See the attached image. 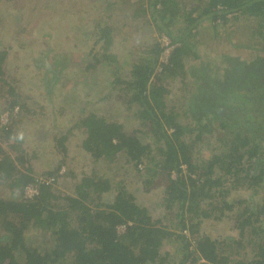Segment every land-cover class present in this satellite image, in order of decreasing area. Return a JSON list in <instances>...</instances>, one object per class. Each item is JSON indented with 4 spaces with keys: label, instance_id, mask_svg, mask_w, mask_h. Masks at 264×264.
Returning <instances> with one entry per match:
<instances>
[{
    "label": "trees",
    "instance_id": "16d2710c",
    "mask_svg": "<svg viewBox=\"0 0 264 264\" xmlns=\"http://www.w3.org/2000/svg\"><path fill=\"white\" fill-rule=\"evenodd\" d=\"M46 1L22 0L20 7L16 6L23 9L33 2L35 16H27L32 22L40 10H47L52 17L63 11L64 0ZM122 1L119 6L128 12L126 23L138 28L151 25L158 33L169 34L178 45L166 62L160 60V41L151 50H139L130 61L118 60L109 52L115 35L109 17L116 7L113 0L92 5L80 0L82 6L70 8L74 15L70 18H81L64 29L72 35L66 51L54 38L55 25L42 19L47 29L40 24L41 35H36L37 41L45 43L37 65L50 73L45 80L48 97L54 100L60 85L59 93L79 101L73 89L84 76L80 58L87 41L93 39L102 42L103 51L95 53L86 69L100 72L106 64L110 75L87 83L101 89L106 84L108 91L101 93L102 99L111 100L115 95L142 120L139 128L131 130L103 111L81 116L67 129L61 127L55 141L61 158L52 167L36 169L20 135L16 142L8 143L14 134L13 117L32 108L23 101L17 86L6 79L3 63L9 52L0 51V90L7 89L3 93L7 103L1 112L19 107L9 125L0 129V264H166L173 253L163 251L166 241L182 246L180 264H199L201 257L212 264H264V56L242 59L223 54L225 72L211 71L209 61L203 60L210 86L200 82L194 89L186 103L192 117L186 122L163 102L169 91L168 79L184 73L188 60L203 57L198 49L204 21L212 22L216 32L221 23L246 19L252 24L253 37L236 46L264 50V0H196L194 6L188 3L182 10L178 0ZM22 9L16 17L24 15ZM90 11L97 14L88 18ZM179 20L185 23L174 31L171 25ZM60 52L66 53L63 61L58 58ZM75 128L85 132L79 144L94 162L110 166L123 159L138 175H150L145 178L147 185L160 176L164 182L163 215L154 218L124 178L107 176L98 167L76 180L74 193L61 190V177L76 179L68 166V143ZM213 140L220 150L206 155L204 142ZM29 184L38 186L32 197L25 195ZM108 193L112 197H105ZM209 221H225L232 232L214 236ZM121 225L126 228L122 230Z\"/></svg>",
    "mask_w": 264,
    "mask_h": 264
},
{
    "label": "rangeland",
    "instance_id": "374dc122",
    "mask_svg": "<svg viewBox=\"0 0 264 264\" xmlns=\"http://www.w3.org/2000/svg\"><path fill=\"white\" fill-rule=\"evenodd\" d=\"M21 1L22 0H0V51L8 49L9 52L3 63L6 79L15 84L17 86V90L21 92V94H24L22 92V90H24V92L31 93L37 99V103L34 104L35 111L25 113L24 117L26 121L24 120L19 122L18 129L20 132L26 134V147L23 144V148L26 149L30 162L33 163L35 161V168L41 170L40 168L42 167L37 165L35 159H31L29 152L36 148L42 154V161L50 160L52 161V164L55 162L57 163L59 158H61V153L57 150L55 141L63 131L61 127H65V129H67L69 126L73 125L74 121L81 115L86 114V112L83 111L84 108L82 107L83 102L81 99H79V101H71L66 94L62 92L59 93L61 90L60 85L57 90V94L59 93V95L55 94L53 96L54 100H51L48 97L46 93L45 80L47 75L50 73H46L43 65H37V62L42 58L41 48L44 47L45 43L41 42V40L37 41L36 35H41L39 26L40 24L42 26L44 25V21H42V19H50L48 25H55L53 28V34L56 42L60 44L64 51L68 50L70 48L69 44L72 43L70 39V36L72 35L70 31L64 32V29H66L67 24H71V22L76 24L77 20L81 18H70V16H74L71 14L70 8L77 10L80 3H78V0H64L63 11L58 16L52 17L50 12L43 9L40 10V12L34 18L35 20L32 22V20L27 19V16H35V13L31 11V7L34 4L33 2L47 3V1L33 0L31 3H27V7L23 9L19 8ZM178 1H180L179 5L181 6V10L184 9L185 5L188 3L190 6H194V4H196V0ZM85 2H88L90 5H92V2L86 0ZM122 3L123 1L121 0L120 4ZM16 4H18L19 7L16 6ZM83 7L85 8L90 6L83 5ZM20 9L25 10V12H23L24 15L22 17L18 18L15 16V14L19 12ZM64 9H66V11H64ZM91 12L92 11H90V13L87 15L88 18L97 14L94 12L91 14ZM112 13L113 12L111 10L109 12V17L114 22V25L116 24L115 29L121 30V32L117 35V40H119V42L115 44V47L117 50H119L118 55L120 59L124 60L127 57V44L129 45L130 43L128 42H132L134 39L132 35H128L126 32L127 28L123 26V24H126L125 16H127L128 12H125L124 10H115L114 14ZM209 22L210 21H204L202 23V26L205 27V29L200 35V40L202 42L200 46V52L205 56L209 55L211 57L210 60L215 62L217 66H226V60L223 54L238 56L242 59H257L259 56H264V50H253L246 45L236 46L237 43L239 44L249 42V40L253 37H251L250 30L252 29V24H248L246 19H238L236 21L233 19L229 20V22L226 24L221 23L218 25L216 32H214L212 22ZM85 23L86 26H91V23ZM184 23V20L176 21L171 25V28L176 31L177 28L180 25L182 26ZM45 24L47 23L45 22ZM43 27H46L47 29V26ZM82 27L83 26L80 28ZM122 38L128 40L125 41V43H122ZM142 40L144 39L141 38V41ZM146 40H148V38H145V41ZM91 44L92 42H89V45ZM64 55L66 56L65 52H60L58 58L63 61ZM104 67L106 66H103V69L101 68L100 77H106L110 75V68L106 67V69H104ZM215 70L217 71L218 69ZM27 89L29 91H26ZM67 89L68 87H66V90ZM5 92L0 90V110L7 103L5 101L7 98H4L3 96V93ZM73 92L75 93V97L80 98L85 92V89L80 83L77 89H73ZM112 103L113 105L109 104L110 106L104 107H100L98 105V108L99 110L106 112L109 116L112 113L115 118L122 121H127L128 117L124 112L125 109L122 107V104L117 101ZM179 108L180 111L184 112L185 107H178V109ZM125 125L127 128L130 126L131 130L140 127V124H131L128 121L125 122ZM64 132L66 131L64 130ZM37 134L39 136L38 140L36 139ZM39 134H42V139L40 138ZM43 134L45 137H43ZM84 137L85 132L75 128L73 133H71L69 139L70 141L68 143V166H71V168L74 167V171L78 176L76 179H74V182H76L78 178L80 179L83 173L91 172L93 168L91 162L92 158L89 156V153H87L79 144ZM149 139L150 138H148V140ZM38 142H40L39 147L37 146ZM204 144H207L205 145L204 149V153L206 155H210L213 150L217 152L220 150L215 140H213L212 143L204 142ZM215 147L218 148L216 149ZM12 152L14 151L12 150ZM184 165L186 166L185 162L182 164V168ZM98 169L100 171H104L105 174L111 176L112 178H116L117 180L124 178L126 180L127 187L134 192L138 201L150 202L154 207L157 202H160L163 199L164 182L160 176L156 177L152 183L147 185L145 178L150 177V175H138V172L131 170L128 163L124 162L123 159L112 162L110 166L106 165V163L99 164ZM64 182L66 183V181ZM68 184L72 185L71 181H69ZM107 196L109 197L110 193H108ZM155 208L158 213L161 211L162 206H156ZM207 225L208 228H211V232L214 236H219L222 233L226 235L227 233L232 232L229 230V227L225 221L218 223L209 221ZM166 244L167 243L163 245V250H168V245Z\"/></svg>",
    "mask_w": 264,
    "mask_h": 264
},
{
    "label": "crops",
    "instance_id": "0c3cea01",
    "mask_svg": "<svg viewBox=\"0 0 264 264\" xmlns=\"http://www.w3.org/2000/svg\"><path fill=\"white\" fill-rule=\"evenodd\" d=\"M78 1H80V0H78ZM86 1L96 3L99 0H86ZM120 1L121 0H113V3H115L116 7H114V8L112 7L111 10H124L126 12V9H123L122 7L119 6V5H121ZM128 1L135 2V0H128ZM148 15L151 16L150 14H148ZM111 25L116 26V24L114 25L113 21L111 22ZM123 26L125 28H127L126 32L128 33V35H132L134 38L132 42H130V41L128 42V43H130L129 45L127 44V52H126L127 57L126 58H128L129 61L136 57V53L139 50L142 52L146 49L151 50V48L154 46V44L159 41V33L151 25H148V26L143 25L142 27L138 28L134 25V23L128 22L126 24H123ZM114 30H115L114 42L111 45L109 52L114 53L119 60L120 59V57L118 55L119 50L116 49L115 44L117 42H119V40H117V35L121 32V30H119V29H114ZM141 38L144 40L141 41ZM145 38H148V40L145 41ZM199 39H200V36H199ZM127 40L122 38L121 42L125 43V41H127ZM89 42H92V44L89 45ZM85 46H86L85 47L86 52H84L80 58L82 60V62L84 63V68L82 70L84 76L81 78V86L84 87L85 92L79 98L83 102L82 103V107L84 108L83 111H85L86 114H88L91 111L100 112L101 110H99L98 105L100 107H104V106H107L106 105L107 101L110 105H113L112 102L117 101V102L121 103L122 107L125 109L124 112L126 113V115L128 117L127 121L131 124H133V123L134 124L135 123L140 124V122H142V120L139 118V116L136 115V113L134 112V109L126 107V105L122 99H117L116 96H114V95L111 96L112 97L111 100H103L102 99L101 93H104V91H108V86H106V84L104 85V88H102V89L99 88L98 86L95 87L94 85H90V82L93 78H96V80L98 82V77H100V75H101V70H100V72H98V69L87 70L86 65H87V63H89L90 60L94 61L93 56L95 55V53H100V54L102 53L103 45H102V42H95L94 43L93 39H89L87 41V43L85 44ZM200 46H201V44H199V49H198L199 52H200ZM90 51H91V54H88ZM200 54L203 57H201L199 59H191V60H188L186 62L184 69H183L184 73L178 74L176 77L174 76V77H171L168 79L169 80V91L163 97V102H164L165 106L168 108L175 109V112L177 113L178 119L183 121V122L188 121L192 117L191 114L189 112H187L186 107L188 106L187 105L188 101L191 99L190 97L192 96L194 89L198 86V84L200 82H207V84L210 86V84L208 83L207 76L203 73V70H204V69H202V68H204L203 60L209 61L210 65L208 67L211 71L218 69L219 71L225 72V70H226L225 67L217 66V64H215V62H212L210 60L211 57L209 55L205 56L201 52H200ZM103 66H106V64L102 65V67ZM102 78L104 79V77H102ZM87 81H90V82L87 83ZM28 89L26 91H29ZM22 92L24 94H21V92H19V94L21 95L23 101L26 102L27 105L32 108V111H35L34 104L37 103V99L31 93L24 92V90H22ZM106 98L107 97H104V99H106ZM49 101H51V100H49ZM110 101H112V102H110ZM178 107H181V108L185 107L184 112L180 111V108L178 109ZM0 113H1V110H0ZM25 113H29V112H23V113H20L17 116L13 117L14 125L12 127L14 130V134H13V137H11L12 139L8 142L9 144L16 142V140H17L16 135H20L21 138L23 139L22 144H24V146L26 147V144H25V140L27 139L26 134H24L23 132H20V130L18 129L19 122H22L25 120V117H24ZM86 114H83V115H86ZM83 115H81V116H83ZM110 116H112V119H115L117 121L124 122V123L127 122V121H122V120L115 118V116H113L112 113L110 114ZM129 128H130V126H129ZM39 135H40V138L42 139V137H41L42 134H39ZM43 137H45L44 134H43ZM36 139L37 140L39 139L38 134L36 136ZM39 143L40 142L37 143L38 147H39ZM29 154L31 155L30 156L31 159H35L37 165H40L43 169H47V168L52 167L56 164V162L52 164V161H50V160L42 161L41 160L42 154L36 148L32 149V151L29 152ZM89 156H90V154H89ZM34 162L32 164L34 165V167H36ZM91 162H92L93 168L99 167V164H102V162H100V161L94 162L92 160ZM42 168H40V169L42 170ZM73 170H74V167H73ZM75 174H76V172H75ZM76 177H78L77 174H76ZM68 180L71 181L72 185L68 184L69 183ZM64 181H66V183ZM74 181L75 180H74L73 176H70V175H67L65 177L63 176L60 178V181L58 182V187L61 190H65L67 192L74 193L75 192L74 191V189H75L74 188V184H75ZM9 191L10 190H9L7 184H5V192L7 194H9ZM20 193L21 192L19 190L17 195H19ZM112 195L113 194L110 193L109 197L107 195L105 197L110 198V197H112ZM138 202L147 205L154 218L160 217L164 213V210L162 208H161L160 212L157 213V211H156L155 207L161 206L160 202H157V204L154 207L152 206V204L150 202H143V201H138ZM204 226H205V224H204ZM209 229H211V228H209ZM165 243H167L166 245H168V247H167L168 250H163V251H165V252L173 251L171 257H169L166 260V264H180V261L183 259L182 253H180L182 246H180V244L178 242L166 241ZM176 250L179 252V254L175 252Z\"/></svg>",
    "mask_w": 264,
    "mask_h": 264
},
{
    "label": "built area",
    "instance_id": "2783aa9c",
    "mask_svg": "<svg viewBox=\"0 0 264 264\" xmlns=\"http://www.w3.org/2000/svg\"><path fill=\"white\" fill-rule=\"evenodd\" d=\"M232 15V13H230ZM159 41L161 46L163 47L162 52H161V56H160V60L163 62L168 61L173 49L175 48V46L178 45V42H173V40L171 39L170 35L162 32L159 34ZM162 65L159 64L158 69H161ZM19 107L16 106L14 108L13 111L6 109L3 110V112H1L0 114V129L2 126L5 125H9V122L11 120V116H13L17 111H18ZM183 169H186V166H183ZM63 170H65V168H63ZM54 180L53 177H50V179L48 181L52 182ZM38 192V186L34 185V184H29L25 187V195L28 197H32L34 196L36 193ZM120 228L123 230L125 229V225H121ZM199 264H212V262L206 260L205 258L201 257L199 258Z\"/></svg>",
    "mask_w": 264,
    "mask_h": 264
},
{
    "label": "clouds",
    "instance_id": "9594fccd",
    "mask_svg": "<svg viewBox=\"0 0 264 264\" xmlns=\"http://www.w3.org/2000/svg\"><path fill=\"white\" fill-rule=\"evenodd\" d=\"M160 34V33H159Z\"/></svg>",
    "mask_w": 264,
    "mask_h": 264
}]
</instances>
